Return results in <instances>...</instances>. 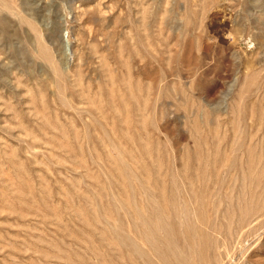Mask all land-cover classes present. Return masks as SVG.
I'll list each match as a JSON object with an SVG mask.
<instances>
[{
    "label": "rangeland",
    "instance_id": "1",
    "mask_svg": "<svg viewBox=\"0 0 264 264\" xmlns=\"http://www.w3.org/2000/svg\"><path fill=\"white\" fill-rule=\"evenodd\" d=\"M0 264H264V0H0Z\"/></svg>",
    "mask_w": 264,
    "mask_h": 264
},
{
    "label": "bare ground",
    "instance_id": "2",
    "mask_svg": "<svg viewBox=\"0 0 264 264\" xmlns=\"http://www.w3.org/2000/svg\"><path fill=\"white\" fill-rule=\"evenodd\" d=\"M242 246V245H241ZM242 248H243V246H242ZM244 250H246V249H244ZM243 251V250H242Z\"/></svg>",
    "mask_w": 264,
    "mask_h": 264
}]
</instances>
